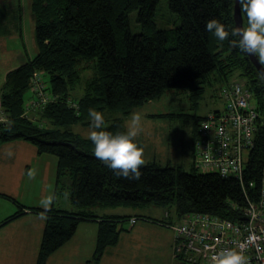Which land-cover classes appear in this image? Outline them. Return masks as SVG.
<instances>
[{
	"label": "trees",
	"instance_id": "trees-1",
	"mask_svg": "<svg viewBox=\"0 0 264 264\" xmlns=\"http://www.w3.org/2000/svg\"><path fill=\"white\" fill-rule=\"evenodd\" d=\"M158 2L33 0L31 3L39 51L6 76L0 96L9 120L0 124V145L22 139L33 144L40 155H55L58 159L56 192L61 193V186L68 178L71 201L78 208L70 212L53 206L46 213L48 218L35 264H48L52 253L70 241L84 221L99 223L96 248L89 262L100 264L107 249L117 246L122 232L128 231L124 223L128 221L133 226L144 219L142 215L106 213L99 216L89 210L95 206L116 208L122 204L133 208L157 202L173 206L176 220L180 222L194 211L234 221L244 218L246 196L238 179L224 178L216 172L199 173L195 169L190 173L180 167H162L155 163L141 166L139 180L124 179L95 157L94 145L89 139L71 129V124L88 118L89 108L128 114L167 89L190 87L198 93L202 89L200 78L215 69L225 74L226 79V68L230 72L241 69L246 77L242 82L255 96H263L264 79L255 63L249 54L231 44L237 39L231 36L236 27L235 0H168L170 9L181 21L174 29L157 26ZM135 10L141 23L139 33L131 31L130 14ZM213 18L225 25L230 33L228 40L221 42L206 30V22ZM87 58L98 59L99 76L89 83L85 96L74 100L70 87L80 78L77 64ZM36 71L49 75L51 90L46 88L54 98L31 111L30 115L36 116L33 120L25 115L26 93L31 89ZM69 100L78 106L71 105ZM258 104L264 116V102ZM262 120L258 121L256 145L245 171V183L252 197H257L264 175ZM107 126L112 132L125 130L119 117ZM32 212L39 214L44 210L32 208ZM20 214L22 211L18 210L0 226ZM134 218L135 223L131 222ZM145 220L160 225L167 223Z\"/></svg>",
	"mask_w": 264,
	"mask_h": 264
},
{
	"label": "rangeland",
	"instance_id": "rangeland-1",
	"mask_svg": "<svg viewBox=\"0 0 264 264\" xmlns=\"http://www.w3.org/2000/svg\"><path fill=\"white\" fill-rule=\"evenodd\" d=\"M32 1L0 0V80H2L0 91L4 86L2 84L6 76L4 72L19 67L39 51L37 48L35 16L31 11L30 5ZM12 5H16V7L14 8ZM155 11L157 12L155 22H157V26L160 29H174L181 23L178 14L170 9L168 0H159ZM138 15L139 12L136 10L130 14L132 33L141 32V23L138 21ZM21 28L23 33L20 35ZM77 70H79L80 76L78 83L70 87L71 96L74 100L85 96L89 83L99 76L98 59H82L77 64ZM226 74L227 79L225 74L215 69L208 76L200 78L203 80L200 83L202 89L198 90V93L197 89L190 87L167 89L155 100L147 101L134 107L128 114L116 110L109 111V109H107L108 111H98L103 113L107 125H110L115 117L122 118L125 129L131 115L136 112L140 113L143 130L137 137V143L143 148L145 164L155 163L162 167L171 165L180 167L185 172L190 173L194 169L199 173L208 172L205 168H196L195 166L196 144L199 138L198 125L203 120L202 118L206 117L211 111L224 108L225 99L220 96L223 84L227 81H232L234 78H238L241 81H244V78L246 79L239 68L233 69L232 72L226 68ZM41 78L47 88L51 90L49 75L42 74ZM26 94L28 106L29 101L33 98L32 90L30 89ZM261 101L264 102V94L261 97L254 95L251 99V104L255 105L258 102L261 104ZM262 119L264 121V116H262ZM84 122L79 121L71 124V129L78 136L87 139L90 130L89 117L85 118ZM46 156L47 158L51 157L50 159H57L52 154ZM35 182L38 185V193L42 186L44 196L53 195L54 192L52 190L53 188L55 189V181L53 179L47 182L42 181L38 177ZM64 184L65 182L61 186L63 193L55 197V208L67 211L78 209L76 204L66 201L69 198V192L64 189ZM65 193L68 194L67 197H65ZM39 198L43 199L40 195ZM120 205L116 208L95 206L93 210H89L99 216H104L106 213L111 215L127 214L126 216H128L129 212L133 211L132 213L142 215L144 219H153L159 222H169L170 220L165 214L170 211V219H177L174 207L162 203L149 202L133 208H124L122 204ZM124 224L127 227L129 222L127 221ZM164 231L159 233L151 232L149 241H140L142 245L129 240L133 237V235L128 236L129 229L122 232L126 233V235L122 237L123 239L120 238L117 246L107 249L103 264H189L184 261L180 263L179 260L181 259L172 252V243L168 242L166 239L167 233ZM169 232L171 233V231ZM84 235L85 243L79 246L83 252H80V254L84 256L86 261L87 257L93 258L96 246L91 243L93 235L90 227L87 228ZM168 236L171 237V234H168ZM85 252L90 255L86 256ZM88 263L92 264V262ZM49 264L71 263L52 258Z\"/></svg>",
	"mask_w": 264,
	"mask_h": 264
},
{
	"label": "built area",
	"instance_id": "built-area-1",
	"mask_svg": "<svg viewBox=\"0 0 264 264\" xmlns=\"http://www.w3.org/2000/svg\"><path fill=\"white\" fill-rule=\"evenodd\" d=\"M41 75L36 71L31 81L34 97L25 114L29 119L36 118L30 115L31 111L54 98L47 91ZM220 96L225 99L224 108L211 111L198 126L195 164L208 172L240 181L246 196L244 218L234 221L194 211L182 222L163 224L174 231L173 253L186 263L210 264L211 256L220 249L236 248L243 250L248 264H264V175L257 197L250 195L245 183L247 160L255 148L257 125L262 119L261 109L259 104H251L253 92L239 79L224 84ZM68 102L78 106L71 100ZM8 120L0 96V124ZM169 214L167 211L166 216ZM135 221L136 218L131 220Z\"/></svg>",
	"mask_w": 264,
	"mask_h": 264
},
{
	"label": "crops",
	"instance_id": "crops-1",
	"mask_svg": "<svg viewBox=\"0 0 264 264\" xmlns=\"http://www.w3.org/2000/svg\"><path fill=\"white\" fill-rule=\"evenodd\" d=\"M12 6H14V8L16 7V5ZM22 33L23 29L21 28L20 35ZM29 59H31V57ZM8 72L10 71L4 72L6 73V76ZM1 82L2 80H0V83ZM4 82L2 83L3 85ZM9 151L13 153L11 157L8 156ZM50 158L51 157L47 158L46 155H40L34 145L27 140L24 141L22 139H16L0 145V194L5 195H0V223L4 222L11 215L17 213L18 210L22 211V214H20L19 217L0 226V264L36 263V254L40 249L39 247L43 238L42 235L46 227L45 225L47 220L44 221L39 219L41 213L38 214L32 212V208L41 207L39 203L41 198H39V195L43 197V199L46 197L42 193V186L38 193V185L35 180L38 177L42 179V181L47 182H49L50 179H53L55 181V189L53 188L52 190L54 192L53 195L54 197L58 196L56 192L58 159ZM29 168L36 169L37 174L33 180H29L27 178L26 173ZM64 181V189L69 192V198L66 199V201L70 202V181L68 178H65ZM60 192L63 193L61 190ZM52 205L56 207L55 202ZM75 210L77 209L75 208ZM132 212L133 211L129 212L128 215L139 216ZM166 217L170 220L167 223L171 224L180 222V220H176L174 218L170 219L171 214ZM88 227L92 230L93 237L91 243L95 246L99 223H97V221H84L80 223L73 238L64 244L62 248L52 253L49 258V262L52 258H56L59 261H66L71 264H89L88 262L91 260L90 257H87L85 261L84 256L80 254L82 251L79 246L85 243L84 233ZM124 227L126 226L124 225ZM126 228L129 229L128 236L133 235V237L129 240L139 245H142L140 241H149L151 232L159 233L165 230L164 232L167 233L166 239L168 242L172 243L173 252L174 231H172L169 227L141 219V221L137 222L133 226L128 224ZM168 230L171 231V233ZM168 234H171V237L168 236ZM125 235L126 233H122L121 236L124 237ZM84 254H86V256L90 255L87 252ZM105 257L106 256L104 255L102 263L100 262L101 264L104 263Z\"/></svg>",
	"mask_w": 264,
	"mask_h": 264
},
{
	"label": "clouds",
	"instance_id": "clouds-1",
	"mask_svg": "<svg viewBox=\"0 0 264 264\" xmlns=\"http://www.w3.org/2000/svg\"><path fill=\"white\" fill-rule=\"evenodd\" d=\"M244 22L233 28L231 36L236 37L231 44L238 47L241 52L254 55L258 63L264 66V0H238ZM205 28L213 33L219 41L228 40L230 33L225 25L218 19H209ZM90 130L87 139L94 145L95 157L112 169L116 176L124 179L139 180L144 166V151L137 143V137L142 132V117L140 113H133L123 131L112 132L107 130L108 126L102 112L95 108L88 109ZM13 153L8 152L11 157ZM36 169L27 170V178L33 180L36 177ZM65 193V197H67ZM55 197L49 195L40 201L44 210L39 219L46 221V213L51 210ZM210 264H248L243 250L236 248H222L210 258Z\"/></svg>",
	"mask_w": 264,
	"mask_h": 264
},
{
	"label": "water",
	"instance_id": "water-1",
	"mask_svg": "<svg viewBox=\"0 0 264 264\" xmlns=\"http://www.w3.org/2000/svg\"><path fill=\"white\" fill-rule=\"evenodd\" d=\"M235 13H234V18H235V24H236V27L241 25L243 22H244V18H243V14L241 12V8H240V5L238 3V0H235ZM252 62L255 63L256 65V68L258 70V72L262 75L263 79H264V66H261L259 63H258V59L256 56L254 55H249Z\"/></svg>",
	"mask_w": 264,
	"mask_h": 264
}]
</instances>
